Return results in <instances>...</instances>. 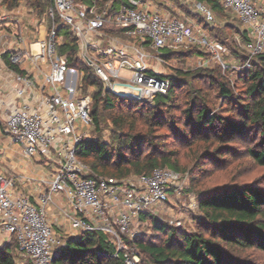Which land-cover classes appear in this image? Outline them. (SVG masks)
Returning <instances> with one entry per match:
<instances>
[{"label": "built area", "instance_id": "built-area-1", "mask_svg": "<svg viewBox=\"0 0 264 264\" xmlns=\"http://www.w3.org/2000/svg\"><path fill=\"white\" fill-rule=\"evenodd\" d=\"M46 1L49 5L39 12L27 0L11 7L0 0L3 128L24 157L42 158L50 166L49 178L36 179L45 185L36 192H15L14 178L0 167V244L14 237L16 254L31 264H52L53 249L62 238L55 237L47 210L57 207L64 235L103 232L122 250L125 264H137L138 254L126 241L134 237L130 226L141 213L166 202L170 193L178 194L181 175L166 166L133 180L90 175L77 152L90 138L95 87L83 85L84 70L68 65L60 50L69 36L76 57L104 91L150 102L168 86L161 72L172 63L162 51L197 45L221 61L225 47L202 24L181 19L173 0ZM187 1L206 23L214 20L203 1ZM215 1L245 28L242 67H247L264 52V0ZM208 61L199 56L197 64Z\"/></svg>", "mask_w": 264, "mask_h": 264}, {"label": "trees", "instance_id": "trees-1", "mask_svg": "<svg viewBox=\"0 0 264 264\" xmlns=\"http://www.w3.org/2000/svg\"><path fill=\"white\" fill-rule=\"evenodd\" d=\"M18 1L5 0L10 7ZM27 1L39 12L49 5L46 0ZM200 1L214 12L223 10L215 0ZM199 22L208 32L216 28L209 26L202 18ZM223 27L233 29L227 22ZM213 36L212 39L225 44L218 34ZM241 38L243 41L247 39L245 30L241 32ZM199 48L192 45L166 49L162 54L166 59L180 58L191 53H202ZM60 51L66 53L68 65L84 70L83 85L96 86L91 94V132L99 129L102 110L115 113L111 116L114 129L111 141L93 136L83 141L77 152V157L88 164L90 175L127 178L148 174L155 167L166 166L178 170L173 153L164 148L165 141H158L159 134H155L166 118L165 113L175 106L181 111L180 135H191L192 138L206 141L208 146L201 156L208 157L213 163L226 159L234 151L230 140L237 138L251 142L244 150L254 162L264 166V52L251 58L235 81L229 80L215 68H198L194 72L174 68V72L167 76L166 92L157 93L147 102L104 91L90 68L76 57L74 39L69 36ZM245 60L243 55L241 63ZM203 78H207L208 84L214 87V95L227 104L215 107L211 97L199 87L196 91H190L191 96L184 100L183 107L178 106L180 102H176L175 95L177 87L189 86L191 80ZM237 82L242 83L241 88L237 87ZM126 111L141 112L144 120L133 121L132 115L129 118L123 113ZM172 115L169 114V126L176 125ZM139 124L142 128L138 127ZM196 198L201 214L194 217L195 227L192 230L170 225L153 213L144 212L139 220L149 219L154 231L151 235L155 236V240L142 242L135 235L131 241H126L148 254L155 264H252L242 260L241 254L251 247L264 252L263 188L254 183L222 184L199 190ZM61 238L53 249L52 264H125L122 250L117 251L103 232L85 231ZM9 240L0 245V264H19L14 258L15 239L11 237ZM24 260L31 264L30 260Z\"/></svg>", "mask_w": 264, "mask_h": 264}, {"label": "rangeland", "instance_id": "rangeland-1", "mask_svg": "<svg viewBox=\"0 0 264 264\" xmlns=\"http://www.w3.org/2000/svg\"><path fill=\"white\" fill-rule=\"evenodd\" d=\"M174 6L181 12V19L200 23L201 16L198 15L192 5L191 1L187 0H173ZM214 20L209 23V26L214 25L216 28L209 32L210 37L218 34L223 39L225 44V51L221 54V61L212 58V53H209L206 48H199L202 52L200 54L191 53L185 57H175L167 59V63H172V66L168 69L163 68L161 75L164 77L174 72V68H178L184 71L194 72L198 68L203 69H217L222 74H225L229 80L235 81L238 78L242 67L241 59L244 55L242 48L243 40L241 38V32L245 30L244 26L237 20V18L229 11L222 10L214 12ZM230 23L233 29H227L223 27L225 23ZM201 24V23H200ZM215 40V38H214ZM196 47V46H193ZM199 56H203L208 63L205 66H199L197 60ZM168 78V77H167ZM207 78L202 80H191L189 86H178L176 89V102H180L178 106H184V100H187L191 93L190 91H196V88H202L211 97L212 103L215 107L220 104H227L226 101H222V98H217L214 95V87L206 81ZM94 91L96 86H94ZM237 87L241 88L242 83L237 82ZM148 102V101H147ZM179 107L169 109L168 113H165V119L162 121V126L156 129L155 134H159L157 137L159 140H164V148L173 153V158L178 166L177 172L181 175L182 190L178 193H170L166 202L156 205L153 208L154 216L162 219L168 224L179 226L187 230H192L195 227L194 217H199L201 212L197 206V192L204 188H210L212 186H219L222 184L236 183H254L260 188L264 189V166L259 165L252 160L246 153L244 148L251 144L250 141H244L241 139L233 138L230 140V144L234 147L232 155H229L226 159H218L215 163L210 162L208 157L201 156V152L208 145L206 141L202 139L192 138L190 135H180L178 128L182 127V117ZM114 111H117L116 109ZM126 115H132L133 121L144 120V116L141 112L134 113L132 111L123 112ZM115 113L103 111L100 114V125L97 132H91L90 138L95 136L103 141H111L112 133L114 131L111 116ZM122 114V113H121ZM169 114H173L172 119L175 122V126H169ZM127 118V116H125ZM124 118V117H123ZM142 128V125H138ZM186 129V127H184ZM188 133V132H187ZM212 161V160H211ZM136 175L128 176L127 179L133 180ZM176 220H180V224L177 225ZM131 231L136 235V238L142 242L154 241L155 236L151 234L154 231L151 229V224L148 218L142 220L135 219L130 226ZM56 238L63 236V230L60 228H53ZM156 233V232H155ZM10 241V240H8ZM2 244V243H1ZM0 244V245H1ZM74 248L75 246L72 245ZM129 250L138 254L137 264H155L149 258V255L139 250L134 245L128 246ZM15 255V254H14ZM17 255V256H16ZM15 255V259L19 264H29L25 258ZM242 260L248 261L252 264H264V252L251 247L246 249L241 254Z\"/></svg>", "mask_w": 264, "mask_h": 264}, {"label": "crops", "instance_id": "crops-1", "mask_svg": "<svg viewBox=\"0 0 264 264\" xmlns=\"http://www.w3.org/2000/svg\"><path fill=\"white\" fill-rule=\"evenodd\" d=\"M256 1L260 3L262 0ZM5 82L6 80H0V98L5 97L3 90ZM4 119L5 114L3 110H0V167L5 175L14 178L13 189L15 192H36L45 187L36 179L39 177L49 178L50 166L46 165L42 158L23 156L21 146L11 140L4 131ZM47 218L53 224L54 229H64L61 226L64 219L57 207H48Z\"/></svg>", "mask_w": 264, "mask_h": 264}]
</instances>
